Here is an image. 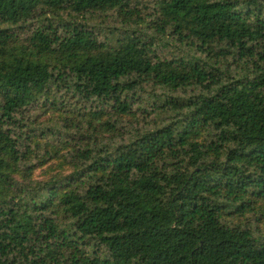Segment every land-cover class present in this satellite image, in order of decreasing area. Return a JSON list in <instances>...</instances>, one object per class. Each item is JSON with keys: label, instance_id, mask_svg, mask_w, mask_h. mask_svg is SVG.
I'll return each mask as SVG.
<instances>
[{"label": "trees", "instance_id": "obj_1", "mask_svg": "<svg viewBox=\"0 0 264 264\" xmlns=\"http://www.w3.org/2000/svg\"><path fill=\"white\" fill-rule=\"evenodd\" d=\"M0 264H264V0H0Z\"/></svg>", "mask_w": 264, "mask_h": 264}]
</instances>
